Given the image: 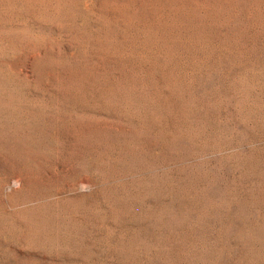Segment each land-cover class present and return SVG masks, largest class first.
<instances>
[{
	"label": "rangeland",
	"instance_id": "rangeland-1",
	"mask_svg": "<svg viewBox=\"0 0 264 264\" xmlns=\"http://www.w3.org/2000/svg\"><path fill=\"white\" fill-rule=\"evenodd\" d=\"M0 264H264V0H0Z\"/></svg>",
	"mask_w": 264,
	"mask_h": 264
}]
</instances>
